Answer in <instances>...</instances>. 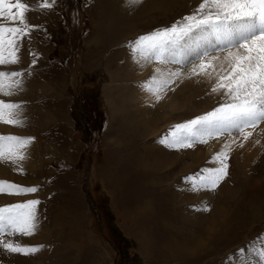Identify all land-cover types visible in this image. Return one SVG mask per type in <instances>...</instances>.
<instances>
[{
    "label": "rangeland",
    "instance_id": "rangeland-1",
    "mask_svg": "<svg viewBox=\"0 0 264 264\" xmlns=\"http://www.w3.org/2000/svg\"><path fill=\"white\" fill-rule=\"evenodd\" d=\"M25 2L32 6L26 14L30 24L42 25L50 39L33 31L31 43L25 39L20 49H25L20 51L21 63L0 66V70L27 69L29 49L39 54L29 69L31 75L23 77L24 90L11 97L0 93L6 101L23 102L17 111L24 126L9 125L10 130L0 128V134L34 137L22 149L33 159L32 166L5 179L39 186V191L0 194V206L38 199L41 203L35 211L52 214V219L38 223L44 237L32 243L45 246L43 255L27 256L26 264H60L62 256L69 257L70 264L72 260L75 264H238L237 250L264 234V143L257 157L244 153L243 147L230 151L228 175L216 190L193 191L192 181L185 178L195 179L196 174H206L205 169L217 167L213 156L229 144L227 138L218 151L213 147L199 158L204 149L200 144L193 143L191 151L158 142L170 129L175 131L174 125L204 115L226 99L223 93L211 91L216 76L186 80L190 91L187 85L172 82L163 95L171 93L173 100L163 97L157 104H145L141 82L148 81L154 70L133 78L144 60H132L129 77H124V61L128 53L133 56L125 45L145 33L125 40L102 36L95 40L102 22L93 0H56L53 9H41L43 0ZM199 2L189 6L176 2L164 15L167 26ZM121 5L125 10L130 7L126 0ZM164 23L160 21L157 28ZM190 67L185 66L180 75L194 77ZM28 88L32 94L26 92ZM146 108L154 110L159 121L153 129L147 126L149 130L141 123ZM246 191L253 192L247 196ZM201 201L209 211L198 210Z\"/></svg>",
    "mask_w": 264,
    "mask_h": 264
},
{
    "label": "snow or ice",
    "instance_id": "snow-or-ice-1",
    "mask_svg": "<svg viewBox=\"0 0 264 264\" xmlns=\"http://www.w3.org/2000/svg\"><path fill=\"white\" fill-rule=\"evenodd\" d=\"M142 2L126 0L130 6ZM55 5L56 0H43L39 7L53 9ZM30 10L32 6L25 0H0V66L20 63V49L25 39L31 43L33 31L43 32L45 39H50L42 25L30 24L26 15ZM125 46L137 63L138 57L148 63L160 61L169 65L175 62L182 66L194 65L192 75L214 74L216 82L212 93H223L226 97L212 111L174 125L175 131L170 129L158 138V142L178 148L192 147L193 143L206 144L205 137L220 136L229 130L240 135L245 129H255L264 122V0H201L189 14L170 26L142 34ZM216 52L225 55L222 58L213 55ZM177 55L182 59L176 60ZM210 55L211 60H206ZM29 56L31 61L27 69L0 70V93L4 96L11 97L24 90L23 77L26 73L31 75L29 69L36 65L39 54L29 49ZM180 74L179 71L157 68L148 81L141 82L142 90L154 95L159 102L163 98L160 90ZM22 103L0 98V122L24 126L17 111ZM251 135L249 132L243 139L247 141ZM32 140L34 137L0 134V162H9L14 169L23 172L19 162L27 157L22 149ZM230 151L229 144L225 143L213 156L217 167L205 169L206 174H196L195 179L193 176L185 178L192 181L193 191L216 190L228 175ZM38 191L39 186H23L0 179V194H34ZM40 203L38 199H29L0 206V252L5 254L0 257V264H5L9 256H30L45 247L19 239L36 233L39 221L35 207ZM200 205L199 211L210 210L206 202L201 201ZM237 256L238 264H264V234L250 242L246 249H238Z\"/></svg>",
    "mask_w": 264,
    "mask_h": 264
},
{
    "label": "bare ground",
    "instance_id": "bare-ground-1",
    "mask_svg": "<svg viewBox=\"0 0 264 264\" xmlns=\"http://www.w3.org/2000/svg\"><path fill=\"white\" fill-rule=\"evenodd\" d=\"M180 1L184 5H188L189 6L192 3H198L200 0H143V2L141 4H139L138 6H135V5L130 6L129 9H127V10H125L126 8L124 9L122 7L123 6V5H121L122 0H113L112 2L110 0H104V1L103 0H93V4H96L97 9L99 10V13L97 14V18L101 19V22H102V24H101V32L100 33H98V32L96 33V31L98 30L100 24L97 23V25L95 26V28H96L95 40H98V38L100 36L105 37L106 40L107 39H112L113 41H116V40H118L120 38H123L125 40L126 38H128L130 36L132 37V35H134V34H136V36H138V35H140L142 33H147V32L149 33V32H152L154 30V28H157L159 26L160 21H164L165 22L162 27L167 26L169 20L165 19L164 15H167L168 12H171L173 6L176 5V2L180 3ZM157 14H159L160 16H163V18L159 19L157 17ZM174 17H175V15H173V18ZM92 38H93V36H92ZM94 45H97V44H94ZM24 50L25 49H23L22 51L20 50V51L23 52ZM120 53H123V52H120ZM116 54H118V53H116ZM223 56L224 55H222V57ZM126 59H127V62L124 61V63H125L127 68L124 69V70H126V72H125V76L124 75L123 76L124 77H129L130 71H128V70L134 64V63H132L133 56L128 53ZM138 59L139 60H143V59H140V58H138ZM180 59H182V56L177 55L176 60H180ZM111 61L112 60L108 61L107 64H109ZM191 67H194V65H191ZM191 67H190V69H191ZM157 68H160L162 70H169L170 69L171 71L175 72V71H181L182 69L185 68V66H182L181 64L175 63V62L172 63V64H169V65H165V64H162L161 62L157 63V61L156 62L153 61V63H151V62L148 63V62L144 61L143 64L140 65L139 71L137 73H135L134 76L133 75L132 76H133V78L134 77L136 78V77H139L141 74H144V73H147V72L149 73V71L152 72V70H154V72H152V73H155V70ZM113 75H114L113 73L110 74L111 77ZM190 75H191V71H190ZM193 76L194 77L186 79V78L182 77L181 75H179L178 77L174 78L172 82L174 84H181L183 87H185L187 85V87H188V89L190 91L189 83L186 80H195L194 78L207 80V77L206 78H202L203 74H201V75H193ZM35 78L36 77H34V80H35ZM29 79L31 80V78H29ZM214 80H216V78ZM26 92L27 93L30 92L29 88L26 90ZM163 92H165V88H162L160 90L159 94L162 97H165V99H167V100H171V99L173 100V97H172L171 93H168L166 96H164ZM18 93H20V92H18ZM30 94H32V93L30 92ZM217 94H220V93H217ZM142 97H143L142 100H143L144 103L145 102L146 103H150L152 101H154L155 104L158 103L156 101V99H155V96L151 95L149 92H147L145 90H143ZM132 99H133V97H132ZM174 99H176V98H174ZM187 99H188V97L184 98L181 101V103L183 101H186ZM176 100L178 101V99H176ZM153 108L154 107H152V109ZM152 109L146 108V112L142 114V117L144 118L143 122H141L142 125L146 126V128L148 126L151 129H153L159 123L158 117L154 115V110H152ZM146 124H149V125H146ZM261 124H263V126H264V122H261L258 125V128L256 127L257 129L247 128V129L244 130V133L240 134V135H238L237 132L235 134H233L230 131H227L223 135H220V136H214V137H211V138L205 137V139H207V143L206 144L205 143H197V144H200L201 146H203L204 149H202L200 151V153L196 157L197 158L201 157L205 152L207 154L208 153L210 154L211 150L213 149V147H214L215 150L218 151L219 147L221 148V146L223 145V140L225 138H227V141H228V143L230 145L231 151L232 150H236V149L238 150L240 145L243 144L244 153L250 152L252 157H257L258 154H260V150L262 149V144L264 143V136H263L264 129H262L263 130V134L262 135H261L262 130L261 131L259 130V127H260ZM0 128L1 129L3 128V129L6 130V129L9 128V125L5 124L3 122H0ZM8 130H10V129H8ZM147 130H149V129L147 128ZM257 130H259V131L257 132ZM155 131H156V129H154L153 132H155ZM249 132H251L252 135L247 139V141H245L243 139V137H244V135H246ZM228 133H229V136H226V134H228ZM221 138H222V142H220ZM234 138H237L238 141H235ZM257 140L259 141L258 144L256 143ZM233 141H235V143H233ZM158 146L160 147V144H158ZM28 148H29V146H28ZM184 148H188L189 150L192 151L194 149V146L192 145V147H184ZM252 148H254V149L253 150H249V149H252ZM163 150H164V148H163ZM30 151H32V150L30 149ZM30 151H28V152H30ZM32 153H33V151H32ZM243 156H250V155H243ZM32 163H33V159L29 157L25 161L19 162V165L22 166V168L26 169L27 167H31ZM262 164H264L263 160L261 161V166H263ZM17 170H18V168L14 169V167L9 162H0V177H3L4 179L7 178V177H10V178L12 177L13 178L12 174L14 175ZM252 192L253 191H246V195L247 196L251 195ZM1 199H3L2 195H0V200ZM11 199H13V197ZM35 212H36V216L38 218L39 223H40V221L43 222V220L47 221L49 219H52V214L49 211H47L48 214H45V213L43 214V211H42V213H39V211H35ZM39 237H44V235H42V231L40 229V225L38 224L37 231H36V233L33 236H31V237H19V239L25 240L28 243L32 244V243H36L37 240H39ZM54 238H53V240H54ZM70 241H71V239H70ZM44 250L45 249H41L39 251V253H41L43 255L44 252H42V251H44ZM4 255L5 254L3 252H0V257H4ZM60 258H61L59 260L60 264H70L69 261H68L69 257H63L62 256ZM72 258L73 257L71 256L70 260H72ZM27 260H28L27 256L15 254V255L9 256L5 260V264H26V263H28ZM72 261L75 264L76 260H72Z\"/></svg>",
    "mask_w": 264,
    "mask_h": 264
}]
</instances>
